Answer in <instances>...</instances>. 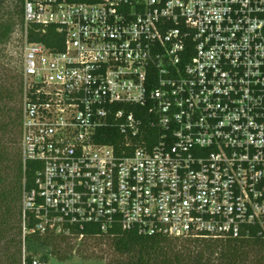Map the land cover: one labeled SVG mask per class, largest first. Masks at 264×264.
Wrapping results in <instances>:
<instances>
[{
  "label": "built area",
  "instance_id": "2783aa9c",
  "mask_svg": "<svg viewBox=\"0 0 264 264\" xmlns=\"http://www.w3.org/2000/svg\"><path fill=\"white\" fill-rule=\"evenodd\" d=\"M23 19L24 236H264V0H23Z\"/></svg>",
  "mask_w": 264,
  "mask_h": 264
},
{
  "label": "trees",
  "instance_id": "16d2710c",
  "mask_svg": "<svg viewBox=\"0 0 264 264\" xmlns=\"http://www.w3.org/2000/svg\"><path fill=\"white\" fill-rule=\"evenodd\" d=\"M18 1L22 5L18 13L24 32L23 0ZM14 24V17L0 16V264H24V256L25 264H33L34 257L24 252V243L31 240L50 246L57 259L66 260L74 247L73 239L23 233V197L25 190L33 187L37 163L30 162L24 168L20 145L23 80L20 68L5 62V47L11 40ZM28 39L54 49H62L64 45V35L57 32L55 25L29 24ZM108 131L117 133L114 129ZM105 142L113 144L115 139ZM82 232L85 234L82 240L100 238L111 242L114 255L107 264H264V236L256 232L250 237L226 241L185 239L182 246L177 245L175 238L142 236L133 230L116 229L108 235H98L97 227L89 225Z\"/></svg>",
  "mask_w": 264,
  "mask_h": 264
},
{
  "label": "rangeland",
  "instance_id": "374dc122",
  "mask_svg": "<svg viewBox=\"0 0 264 264\" xmlns=\"http://www.w3.org/2000/svg\"><path fill=\"white\" fill-rule=\"evenodd\" d=\"M21 3L17 0H0V16L4 19L14 17V32L10 42L7 44L5 62L15 69L21 66L20 49L23 41V28L21 14ZM177 245L185 244V239H174ZM73 249L68 252L66 260L57 259L50 246L41 244L38 241H26L24 243V252L26 255H32L37 258H46L49 264H107L113 257L114 251L109 240L100 238H89L84 240H74Z\"/></svg>",
  "mask_w": 264,
  "mask_h": 264
}]
</instances>
